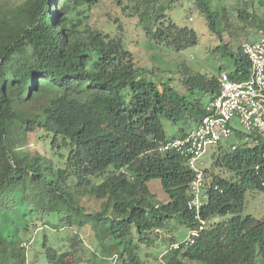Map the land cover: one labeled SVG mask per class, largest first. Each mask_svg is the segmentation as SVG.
Wrapping results in <instances>:
<instances>
[{
	"label": "trees",
	"instance_id": "1",
	"mask_svg": "<svg viewBox=\"0 0 264 264\" xmlns=\"http://www.w3.org/2000/svg\"><path fill=\"white\" fill-rule=\"evenodd\" d=\"M101 1L0 0V264H25L31 224L52 215L68 227L92 226L99 257L91 264L116 255L120 264H143L142 246L170 222L187 231L199 225L187 207L194 172L184 156L158 148L207 115L221 73L238 82L250 78L242 53L250 40L231 54V71L186 72L181 87L156 83L135 67L120 40L81 35L72 24L73 12ZM134 2L153 41L176 51L197 46V34L168 17L176 0ZM194 2L221 38L211 0ZM239 18L258 19L246 9ZM164 121L180 130L170 137ZM32 133H40L50 157L27 151ZM232 146L218 147L212 169L204 170L211 178L201 212L207 227L191 247L173 249L172 240L164 264H264V219L243 217L247 194H264V142ZM152 180L160 181L166 203H153ZM85 197L102 201L101 211L87 213ZM75 238L64 252L48 247V263L73 264Z\"/></svg>",
	"mask_w": 264,
	"mask_h": 264
},
{
	"label": "rangeland",
	"instance_id": "2",
	"mask_svg": "<svg viewBox=\"0 0 264 264\" xmlns=\"http://www.w3.org/2000/svg\"><path fill=\"white\" fill-rule=\"evenodd\" d=\"M134 1L102 0L97 5L80 7L72 13L70 21L81 35L99 32L110 39L120 40L123 48L131 54L135 67L141 72H147L145 76L148 80L156 83L170 82L179 87L184 77L183 73L186 72L190 75L201 73L218 76L222 66L229 67L227 71H231L233 65L231 54L239 52L241 43L248 38L250 40L254 35L255 26L260 19H264V0H211L212 9L220 14L217 22L220 38L208 29L194 0H176L177 5L174 10L168 12V17L178 28L186 27L198 36L197 46L185 51H176L151 39L133 9ZM244 9L258 19L243 22L239 18V11ZM164 126L170 137L180 130L169 121H164ZM232 143L234 139L226 145ZM217 150L218 148L207 150L198 163L200 169H212ZM27 151L33 156L50 157L48 148L40 139V133L29 134ZM215 172L219 173L218 170ZM210 180L208 175L206 183L208 184ZM148 186L153 195V203L163 204L168 201L159 180L150 181ZM101 204L102 201L89 197L81 200V205L87 213H99ZM246 216L264 219L263 193L247 194L243 212V217ZM91 227V225L65 226L59 222L56 215L36 219L31 224L30 234L24 242L25 264H49L45 255L46 249L52 247L59 253L64 252L69 249L73 237H76L79 248L73 264H91L92 260L99 257L95 248L97 241L94 242V231ZM187 237V229L173 220L166 228L152 235V243L142 246L140 255L143 264H164L165 256H161L170 248L172 240L184 244ZM120 261L116 255L110 257L107 264H120Z\"/></svg>",
	"mask_w": 264,
	"mask_h": 264
},
{
	"label": "built area",
	"instance_id": "3",
	"mask_svg": "<svg viewBox=\"0 0 264 264\" xmlns=\"http://www.w3.org/2000/svg\"><path fill=\"white\" fill-rule=\"evenodd\" d=\"M255 35V40L242 44V53L250 64V78L238 82L227 73H221L218 76L220 93L206 106L207 115L185 136L168 139L159 145L161 154L176 152L184 156L195 175L187 207L195 214L199 225L188 231L184 244H175L173 249L193 246L208 225L201 218L206 200V174L198 166L207 150L224 146L232 139L233 150L264 142V22ZM165 254L167 251L161 257Z\"/></svg>",
	"mask_w": 264,
	"mask_h": 264
},
{
	"label": "crops",
	"instance_id": "4",
	"mask_svg": "<svg viewBox=\"0 0 264 264\" xmlns=\"http://www.w3.org/2000/svg\"><path fill=\"white\" fill-rule=\"evenodd\" d=\"M253 37H256L255 33H254V35L251 36L252 39L250 38V40H255V38H253Z\"/></svg>",
	"mask_w": 264,
	"mask_h": 264
}]
</instances>
